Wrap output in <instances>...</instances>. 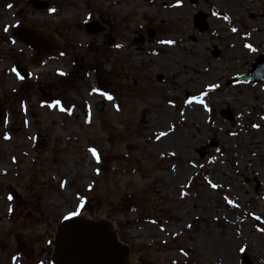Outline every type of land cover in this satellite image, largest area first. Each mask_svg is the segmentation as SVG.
<instances>
[{
	"label": "rangeland",
	"instance_id": "374dc122",
	"mask_svg": "<svg viewBox=\"0 0 264 264\" xmlns=\"http://www.w3.org/2000/svg\"><path fill=\"white\" fill-rule=\"evenodd\" d=\"M49 1V9L36 10L24 0H0V81L11 108L0 127V200L6 208L11 210L13 200L8 194H16V206L32 222L27 226L43 229L50 213L59 223L83 198L79 214L115 223L134 264H264V231L258 230L264 229V81H235L264 54V0ZM172 4L184 6L181 16L167 14ZM217 8L227 10V20ZM198 10L208 15L206 30L194 26ZM91 19L108 26L105 46L102 35L84 28ZM18 21L37 22L65 43V51L80 49L76 55L85 58L48 57L33 66H41L37 78L18 79L8 51L30 53L13 35ZM100 48L106 49V63L98 69ZM93 57L97 67L86 78L71 77L77 89L68 97L51 89L48 69L89 65ZM210 84L218 87L209 90ZM192 97L210 111L189 103ZM56 101L58 106H47ZM227 109L232 120L222 115ZM161 131L168 134L157 139ZM39 138L47 139L45 149L36 147ZM163 139L171 142L163 145ZM181 144L185 148L179 149ZM89 149H95L99 163ZM206 176L219 187L212 189ZM38 191L47 193L46 217H38L40 209L32 205ZM15 218L0 228L15 227ZM34 235L23 238L20 248ZM219 242L227 243V259L212 253ZM2 245L0 263L17 250ZM22 252L21 260L30 264L36 253Z\"/></svg>",
	"mask_w": 264,
	"mask_h": 264
},
{
	"label": "water",
	"instance_id": "95a60500",
	"mask_svg": "<svg viewBox=\"0 0 264 264\" xmlns=\"http://www.w3.org/2000/svg\"><path fill=\"white\" fill-rule=\"evenodd\" d=\"M27 5L35 9L49 8L47 0H26ZM206 15L198 12L194 16L195 26L206 29ZM99 25V24H98ZM97 23L86 22L85 28L94 34L101 31ZM13 34L37 51V57L52 55L59 48V42L45 28H40L36 22H19L13 29ZM149 36L153 34L149 32ZM162 80V75H157ZM238 82L264 81V54L259 55L247 73L236 77ZM222 115L229 120L234 118L231 110H223ZM6 116V110L0 105V124ZM46 141L41 140L38 148H45ZM203 156L205 152L200 151ZM54 264H133L131 248L122 242L113 222L106 218H92L77 215L71 220L62 219L56 225L55 237L52 241ZM246 259V256H244Z\"/></svg>",
	"mask_w": 264,
	"mask_h": 264
},
{
	"label": "flooded vegetation",
	"instance_id": "af4514ba",
	"mask_svg": "<svg viewBox=\"0 0 264 264\" xmlns=\"http://www.w3.org/2000/svg\"><path fill=\"white\" fill-rule=\"evenodd\" d=\"M192 2H198V0H192ZM24 5H25V3H24ZM25 6H28V5H25ZM198 12H201L202 14L206 15V19H205L206 29H208L209 24H208L207 13H205L201 10H198L195 14H197ZM223 16L225 17V15H223ZM101 24L104 25L103 30H102V32H98L97 34L102 35V37H103L102 45L105 46V43H106L105 39H106V35H107L108 26L103 24V23H101ZM194 26H195V24H194ZM196 28H198L199 30H202L199 27H196ZM97 34H90V35H97ZM153 36L150 37L148 34V37L150 39H152ZM109 40L110 41L108 42V46L110 48H113V42H111V39H109ZM28 48L30 50L29 54L26 53L25 51L24 52L18 51V54L17 53L14 54L10 50L8 51V54H7V57L9 59H12L11 60V62H12V68L11 69L15 68L17 70V72L20 73V75H24V74L26 75L22 81H27L28 78L29 79L32 78L33 75H34L33 78H37L36 74L41 73V72H39L41 66H38L39 67L38 69L33 67L34 65L37 64L34 62V58H35L37 52L30 47H28ZM76 48H78V47H76ZM78 51H80V49H72V48L69 51H65V43L63 42L61 44L60 48L58 50H56L51 57H54L58 54L65 53L64 56L66 58L71 57L74 60H79V59L85 58L84 53H80V54L76 55V52H78ZM99 51H100V53H102V55L98 58L99 61H101V64H100L98 69L104 68L105 63H106L105 60H102L106 55V49L100 48ZM44 62L45 61H43L42 63H44ZM74 63L75 62H73V64ZM96 63H97V59H94V57H93V59L89 60V65H84V64L79 65V66L64 65V66L53 67L52 69H48V72L52 73L51 83H50L51 89L53 88L55 92L57 91L60 94V96L63 99H65L69 95L68 92L70 90H73L75 88V85H76V81L72 80L71 77L73 75H78L80 78L81 77L86 78V75L89 72V69L90 68L94 69L95 67H97ZM60 72L65 73V75H63V76L59 75ZM101 72L104 74L105 69H103V71H101ZM6 73H7V71H6ZM70 79H71V81L69 83ZM72 82H74V84ZM1 84H2V82L0 81V105H3L5 110H6V118H4V120H3L4 122H3V124L0 125V127H4V126H6L5 122L8 118V113H10L11 108H10V96L8 93L5 94V88H4V86L1 87ZM104 87L106 88L107 85L105 84ZM75 89H77V88H75ZM45 92H47V91H45ZM45 95H46V93H45ZM45 95L43 94V96H45ZM3 190H4V188H1L0 193L3 192ZM10 194H8L7 199L9 196L13 197V200L9 203V207L11 206V210H8L6 208L7 205L5 204V202L0 200V223H12V222L7 221V219H13L16 217L14 219V223H19V224L15 225V227H11L10 229H7V230L0 228V241L4 242V245H2L3 249L5 247H7L6 249H10V250L17 249V250H14L13 254L11 255V257L9 256V259L6 260V262L3 261L0 264H26L27 261L21 260V257H20V256H22V258L25 259V257L23 256L24 254L22 252V250L23 249L25 250V248H26V250H29L31 252L36 253L34 255V257L29 259L30 264H52V259H51L52 258L51 257L52 252H53L52 241L55 237L56 224L58 222L53 221V218H52L51 213H50V215H49L50 221H48L46 219L45 223H48V224L45 225L43 229L36 228L35 226H32V224L28 227L27 223H32V222L26 220V218L24 219L22 211L20 210V207L16 206V203L14 202L16 200V198H15L16 194H15V196L12 193H10ZM43 195H47V193H43V192L41 193L38 191V193H36V199H35L34 203H32L33 206H36L40 209L36 212L38 214V217H41V215L43 217H46L47 210L42 209L44 206L43 205L44 200H42ZM13 206H14V208H12ZM32 211L35 212L34 209H32ZM54 223H55V225H54ZM30 228H33L34 230L28 232V229H30ZM17 230H18V232H17ZM19 230H21V232H19ZM33 231H35V235L33 237H31L32 240L30 239V242H29V239L27 240V242L29 244L24 248H22L23 246L20 248L19 242L20 243L24 242V244H25L26 243L25 240L27 238H29V235H31L33 233ZM11 232H13V234H10ZM9 234L13 235L11 237L14 241H16L15 239H17V243L14 241L13 242L8 241V238L10 237ZM23 238L25 239L24 241H23ZM38 256H40V257L38 258ZM14 257H15V259H13Z\"/></svg>",
	"mask_w": 264,
	"mask_h": 264
},
{
	"label": "snow or ice",
	"instance_id": "6c2138e0",
	"mask_svg": "<svg viewBox=\"0 0 264 264\" xmlns=\"http://www.w3.org/2000/svg\"><path fill=\"white\" fill-rule=\"evenodd\" d=\"M6 7L9 8V9H11V8L13 7V5H12V4H7ZM49 11L54 12L55 9H50ZM212 15H213V16H216L217 13L214 12V13H212ZM224 19L227 20L228 17L225 16ZM7 30H8L7 27H5V28H4V31H7ZM231 31H232V32H236L237 29H236V28H232ZM164 43L171 44V43H173V41H166V42H164ZM116 47H120V45H116ZM244 47L247 48L249 51H256V49L253 48V46H252L251 44L245 43V44H244ZM11 71H12L13 73L16 74V77H17L18 79H20V80H23V79H24V76L20 75V73L17 72V70H16L15 68L11 69ZM59 75L63 76V75H65V73L60 72ZM207 87H208L209 90H214V89H216V88L218 87V85H216V84H210V85H208ZM96 91H98V90H97V89H93V92H96ZM99 94H100L102 97H104L105 99L109 100V101H112V100L114 99V97H113L112 95L108 94L106 91H101V92H99ZM204 94H205V93H201V95H204ZM188 102H189V103H197V104H201V105H203L205 111H210L208 105L205 104L204 101H203L202 99H198L197 97H192ZM59 104H60V102H59V101H56V102H55V105H53V104H49V105H47V106H48V107H54V106H58ZM42 106H43V105H42ZM66 110L69 111V112L71 111L70 109H66L65 107H61V108H60V111H62V112H63V111H66ZM117 110H119L118 107H117ZM261 119H264V117H262ZM252 127H253V128H259V125H257V124H253ZM167 134H168L167 132L161 131V132L159 133L157 139H160L161 137H164V136H166ZM4 138H5V139H9V137H8L6 134H5ZM89 151L92 153V155H93L94 157L97 158V163H99L100 160H99V157H98V155H97L95 149H89ZM217 151H219V149H217ZM162 155H163V154H162ZM170 155H175V153H170ZM213 159H214V158H213ZM194 166H195V165H194ZM96 171H97V174H99V169H97ZM173 171H175V166H173ZM204 179H205V181L208 182V184L210 185V187H211L212 189H216V188L219 187V185H218L217 183H213V182L209 179V177L206 176V177H204ZM65 183H66V182L62 181V182L60 183V187L63 188V187L65 186ZM91 187H92V186L89 185V189H91ZM185 187H187V185H185ZM180 195L183 197L184 195H186V193L181 192ZM8 199L11 200L12 197L9 196ZM224 199L226 200V202H227L229 205L238 206V205L234 204V202H233L230 198H228L227 196H225ZM82 206H83V198H81V200H80V205L78 206L77 210H76V211H73V212H69L67 215L64 216V219H65V220H71L73 217H76V216L79 214V209H80V207H82ZM255 219L259 220L260 218H259V217H256ZM152 223H156V221H152ZM187 227L191 228V225H187ZM258 230H259V231H264V229H258ZM161 231H164V229L161 228ZM244 250H245V249H244L243 247L240 248V251H241V252H243ZM181 254L184 255V256H187V252H185L183 249L181 250ZM13 259H15V257H14ZM173 264H175V262H173Z\"/></svg>",
	"mask_w": 264,
	"mask_h": 264
},
{
	"label": "bare ground",
	"instance_id": "6f19581e",
	"mask_svg": "<svg viewBox=\"0 0 264 264\" xmlns=\"http://www.w3.org/2000/svg\"><path fill=\"white\" fill-rule=\"evenodd\" d=\"M154 1H156V0H154ZM229 1H231V0H229ZM227 2H228V0H225L224 4H226ZM229 7L232 8V7H234V5H230ZM165 8L167 9V7H165ZM183 8H184L183 5L172 4V5L168 6L167 14L171 15V17L181 16L183 14V11H184ZM225 8H228V6L225 7ZM226 11L227 10L222 11V9L217 8V12H220L221 15H224V13ZM170 142L171 141L169 139H163L162 140L163 145H165V144L167 145ZM178 148L179 149H183V148H185V145L181 144V145L178 146ZM212 253L216 254V256L218 258L227 259L228 254H229L228 249H227V243L219 242L218 244H216L213 247Z\"/></svg>",
	"mask_w": 264,
	"mask_h": 264
}]
</instances>
